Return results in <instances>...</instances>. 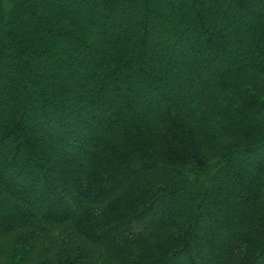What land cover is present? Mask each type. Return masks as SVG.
Masks as SVG:
<instances>
[{"label": "trees", "instance_id": "1", "mask_svg": "<svg viewBox=\"0 0 264 264\" xmlns=\"http://www.w3.org/2000/svg\"><path fill=\"white\" fill-rule=\"evenodd\" d=\"M158 1L0 0V264H264V0Z\"/></svg>", "mask_w": 264, "mask_h": 264}, {"label": "rangeland", "instance_id": "2", "mask_svg": "<svg viewBox=\"0 0 264 264\" xmlns=\"http://www.w3.org/2000/svg\"><path fill=\"white\" fill-rule=\"evenodd\" d=\"M163 4V5H165V2H164V0H160V1H158V4ZM80 3L79 2H75V5L74 6H68V8L67 9H65L64 11H66V12H69V10H75L76 9V7H77V5H79ZM162 5V6H163ZM158 6V7H157ZM157 6H155L156 7V10H159L158 8H160V5H157ZM28 25V22H25L24 23V25L23 26H27ZM111 39H112V37H110ZM42 66H44L45 67V63H40ZM163 69L166 71V72H169V73H173L174 74V78H173V82L174 81H176V70H175V67L173 66V65H168V67L167 66H163ZM203 75L204 76H208V75H210L209 73H203ZM192 83V82H191ZM171 84H174V83H171ZM190 84V83H189ZM145 109H143V111H144Z\"/></svg>", "mask_w": 264, "mask_h": 264}]
</instances>
